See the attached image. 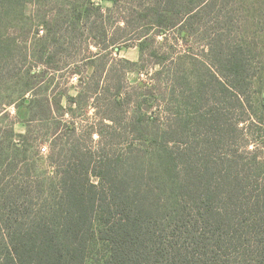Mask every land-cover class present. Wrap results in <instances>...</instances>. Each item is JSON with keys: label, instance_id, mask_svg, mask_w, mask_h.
<instances>
[{"label": "trees", "instance_id": "trees-1", "mask_svg": "<svg viewBox=\"0 0 264 264\" xmlns=\"http://www.w3.org/2000/svg\"><path fill=\"white\" fill-rule=\"evenodd\" d=\"M100 1L0 0V264H264V0Z\"/></svg>", "mask_w": 264, "mask_h": 264}, {"label": "rangeland", "instance_id": "rangeland-1", "mask_svg": "<svg viewBox=\"0 0 264 264\" xmlns=\"http://www.w3.org/2000/svg\"><path fill=\"white\" fill-rule=\"evenodd\" d=\"M99 3L104 7V8H107V7H110L112 4L111 2L109 1H100L99 0ZM30 11V10H29ZM28 9H27V12H29ZM42 32V30L40 31V33ZM80 48L78 47L77 50H79ZM83 50H85V52H87L88 50L86 49V47L83 45ZM93 49L94 51H97V48L94 47V48H91ZM88 54V52H87ZM114 55L117 56L118 58H121V59H128L132 62H137L140 60V53H139V49L137 48L136 46V42L135 40H130L129 42H122L121 43V49L119 50V52H114ZM127 66V64H126ZM129 66V65H128ZM131 69L129 68V71L126 72V76L124 78V82L126 83V85H128V92L130 93L131 95V101L135 100L136 97H137V82L139 79L143 78V79H148L144 74H139V72L136 70L137 68H135V65L134 64H131ZM121 68V71L119 72V75L121 74V72L126 71V68L124 67L123 65V61L120 62V67ZM92 70V69H91ZM90 70V71H91ZM141 75V76H140ZM62 81V80H61ZM72 83L74 84H77V79L74 77L72 80H71ZM134 87V88H133ZM79 88H70V93H73L75 94L77 91H78ZM260 88L258 87L257 88V91L259 90ZM262 90V91H261ZM261 91V92H260ZM260 91L258 93H256V99H255V105L256 107L261 110L262 109V106L261 104L263 103L264 104V89H260ZM66 101L64 100V103ZM131 107V104H129V108ZM9 112L11 113V115L13 117H16L18 118V120H20L16 126H15V129L16 131L18 132H24L25 131V126H24V123L23 121L25 119L28 118L29 116V111L28 109L26 108V106H21L20 108H16L14 106H11L9 108ZM8 122H10L9 120H4V124H7ZM48 145V144H47ZM45 144V146H47ZM46 155H47V151H44V149H42V152H41V158H40V166L41 168L43 169H46L48 166V163L46 161ZM91 264H97V259L95 258L94 260H92L90 262Z\"/></svg>", "mask_w": 264, "mask_h": 264}]
</instances>
